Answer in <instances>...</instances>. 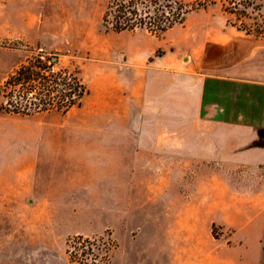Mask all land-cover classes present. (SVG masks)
Returning a JSON list of instances; mask_svg holds the SVG:
<instances>
[{
    "label": "rangeland",
    "instance_id": "rangeland-1",
    "mask_svg": "<svg viewBox=\"0 0 264 264\" xmlns=\"http://www.w3.org/2000/svg\"><path fill=\"white\" fill-rule=\"evenodd\" d=\"M113 1L0 0V84L41 55L88 89L66 114L0 111V264H76L78 235L110 242L104 264H264V167L164 166L123 133L141 127L115 109L133 79L127 65L167 53L156 44L172 35L107 29ZM178 1L219 3L264 47V0Z\"/></svg>",
    "mask_w": 264,
    "mask_h": 264
},
{
    "label": "crops",
    "instance_id": "crops-1",
    "mask_svg": "<svg viewBox=\"0 0 264 264\" xmlns=\"http://www.w3.org/2000/svg\"><path fill=\"white\" fill-rule=\"evenodd\" d=\"M166 33L172 42L156 47L167 53L149 63L141 54L127 65L133 79L115 109L141 127L123 133L138 135L139 150L154 151L164 166L264 167L261 40L244 35L217 2ZM153 117L168 126H143Z\"/></svg>",
    "mask_w": 264,
    "mask_h": 264
},
{
    "label": "trees",
    "instance_id": "trees-1",
    "mask_svg": "<svg viewBox=\"0 0 264 264\" xmlns=\"http://www.w3.org/2000/svg\"><path fill=\"white\" fill-rule=\"evenodd\" d=\"M151 5L159 6L154 8V14L149 10ZM190 11L178 0H115L105 12L103 23L107 29L115 31L145 27L162 33L184 21ZM87 93L88 89L77 74L51 71L49 60L45 62L37 55L21 64L0 84V111L30 115L57 110L66 114L71 108L80 106ZM70 247V258L76 264H87L88 256L92 264H104L111 250L110 242L103 238L82 235L71 240Z\"/></svg>",
    "mask_w": 264,
    "mask_h": 264
},
{
    "label": "built area",
    "instance_id": "built-area-1",
    "mask_svg": "<svg viewBox=\"0 0 264 264\" xmlns=\"http://www.w3.org/2000/svg\"><path fill=\"white\" fill-rule=\"evenodd\" d=\"M57 60L56 58H52L51 60H49V64L51 66V71L55 70V64H56Z\"/></svg>",
    "mask_w": 264,
    "mask_h": 264
}]
</instances>
